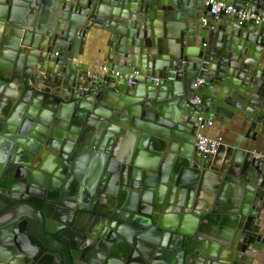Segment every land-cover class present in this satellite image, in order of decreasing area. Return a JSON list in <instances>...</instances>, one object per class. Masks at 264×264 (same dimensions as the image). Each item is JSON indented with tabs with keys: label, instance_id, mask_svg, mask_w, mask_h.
<instances>
[{
	"label": "water",
	"instance_id": "obj_1",
	"mask_svg": "<svg viewBox=\"0 0 264 264\" xmlns=\"http://www.w3.org/2000/svg\"><path fill=\"white\" fill-rule=\"evenodd\" d=\"M209 1L264 19V0H0V264H259L264 22ZM200 116L233 123L223 164Z\"/></svg>",
	"mask_w": 264,
	"mask_h": 264
},
{
	"label": "built area",
	"instance_id": "obj_2",
	"mask_svg": "<svg viewBox=\"0 0 264 264\" xmlns=\"http://www.w3.org/2000/svg\"><path fill=\"white\" fill-rule=\"evenodd\" d=\"M212 5L211 15L219 16L224 13L227 16L237 17L239 19V24L242 25L244 23L255 21L256 24H262L264 19H261L257 15L251 13L247 10H239L235 7L228 5L219 1H209ZM76 61V60H74ZM204 64H208L204 62ZM108 72L107 67L104 65H100L96 63L94 66L89 68L88 76L95 80L99 78V76ZM200 85V82H199ZM194 104H199L200 100L196 98L192 101ZM214 121L212 119H206L204 116H200L197 121V137H196V148L199 152L204 154H216L221 146L222 139H212L207 136L206 132L214 127Z\"/></svg>",
	"mask_w": 264,
	"mask_h": 264
},
{
	"label": "crops",
	"instance_id": "obj_3",
	"mask_svg": "<svg viewBox=\"0 0 264 264\" xmlns=\"http://www.w3.org/2000/svg\"><path fill=\"white\" fill-rule=\"evenodd\" d=\"M109 36V35H108ZM108 36L104 37L102 41H88L86 48H85V54L80 57L81 61L83 63H86L88 67H92L96 64L98 61V64L100 65H106L107 58L109 56V40ZM207 136H209L212 139H222L224 142V147L220 151L219 156L217 160L219 162H226L227 158L230 157V150L229 145H233L237 141V137L234 134L233 131V123L229 124H217L215 122L214 127L209 129L206 132ZM251 147H253L256 151L257 158L264 159V132L259 135L258 139L255 142H251ZM264 206V204H263ZM263 224V230H264V220L262 221ZM259 264H264V253L261 261Z\"/></svg>",
	"mask_w": 264,
	"mask_h": 264
},
{
	"label": "flooded vegetation",
	"instance_id": "obj_4",
	"mask_svg": "<svg viewBox=\"0 0 264 264\" xmlns=\"http://www.w3.org/2000/svg\"><path fill=\"white\" fill-rule=\"evenodd\" d=\"M200 260L195 259L194 263L199 264Z\"/></svg>",
	"mask_w": 264,
	"mask_h": 264
}]
</instances>
